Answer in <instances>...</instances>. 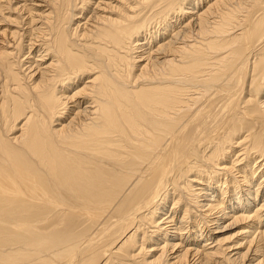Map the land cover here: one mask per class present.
Here are the masks:
<instances>
[{
    "label": "bare ground",
    "instance_id": "1",
    "mask_svg": "<svg viewBox=\"0 0 264 264\" xmlns=\"http://www.w3.org/2000/svg\"><path fill=\"white\" fill-rule=\"evenodd\" d=\"M0 1V264H264V0Z\"/></svg>",
    "mask_w": 264,
    "mask_h": 264
},
{
    "label": "rangeland",
    "instance_id": "2",
    "mask_svg": "<svg viewBox=\"0 0 264 264\" xmlns=\"http://www.w3.org/2000/svg\"><path fill=\"white\" fill-rule=\"evenodd\" d=\"M0 3H2V1H0ZM1 21L3 20V18L2 19H0ZM3 22H0V27H3ZM229 222H225L222 226H225L224 228H222V229H220V230H224V232H222V233H219L218 235H220L221 236V238H230V239H233V240H231V243H233V242H235L236 240H238L240 237H238V238H233V237H236V235H238V233L241 231V228L239 227V226H231L230 224H228ZM212 228L214 227V226H211Z\"/></svg>",
    "mask_w": 264,
    "mask_h": 264
}]
</instances>
